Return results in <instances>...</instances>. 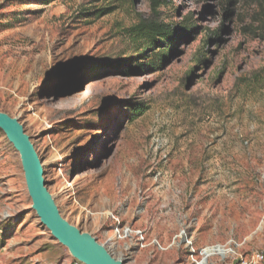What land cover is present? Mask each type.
<instances>
[{
    "label": "rangeland",
    "instance_id": "1",
    "mask_svg": "<svg viewBox=\"0 0 264 264\" xmlns=\"http://www.w3.org/2000/svg\"><path fill=\"white\" fill-rule=\"evenodd\" d=\"M152 1L0 0V112L68 222L103 245L113 217L143 233L105 245L116 259L193 264L186 233L196 249L245 243L250 261L264 255V2ZM152 19L197 31L156 62L134 34ZM32 206L0 129V264H83Z\"/></svg>",
    "mask_w": 264,
    "mask_h": 264
},
{
    "label": "water",
    "instance_id": "2",
    "mask_svg": "<svg viewBox=\"0 0 264 264\" xmlns=\"http://www.w3.org/2000/svg\"><path fill=\"white\" fill-rule=\"evenodd\" d=\"M0 129L21 156L33 210L53 237L83 264H125L116 259L94 236L82 232L62 216L53 195L47 188L42 161L21 122L0 112Z\"/></svg>",
    "mask_w": 264,
    "mask_h": 264
},
{
    "label": "trees",
    "instance_id": "3",
    "mask_svg": "<svg viewBox=\"0 0 264 264\" xmlns=\"http://www.w3.org/2000/svg\"><path fill=\"white\" fill-rule=\"evenodd\" d=\"M264 2V0H260ZM237 0H228L229 6L233 3H236ZM162 0H153L151 9L154 14L158 12V8L161 6ZM229 13V9L227 11ZM188 22L182 27H171L169 24L160 21L159 19L145 20L134 30L136 41L141 43L146 47L147 52H152V50H157L159 48L162 51L157 53L156 62L163 61L173 53L174 46L177 41L180 39H187L191 34H194L197 31V28L194 27L193 21L191 19L187 20ZM155 52V51H154ZM130 71H139L142 65L138 67L131 66Z\"/></svg>",
    "mask_w": 264,
    "mask_h": 264
},
{
    "label": "built area",
    "instance_id": "4",
    "mask_svg": "<svg viewBox=\"0 0 264 264\" xmlns=\"http://www.w3.org/2000/svg\"><path fill=\"white\" fill-rule=\"evenodd\" d=\"M113 218L117 223L116 227L113 229L114 235L106 241L105 245H111L113 241L120 242L129 238H133V235H136V237L141 236V238L139 237V240L144 239L142 232L133 231L128 227H120V221L115 217ZM179 238L185 243V246L188 250V258L193 264H211L214 260L225 263L228 261L234 263L238 262V264H261L264 262V255L259 253H256L252 260L245 261L240 253V250L243 248L245 243H239L237 241L230 240L226 244H214L196 249L192 239L189 238L186 233H182ZM161 249L163 250V248Z\"/></svg>",
    "mask_w": 264,
    "mask_h": 264
},
{
    "label": "crops",
    "instance_id": "5",
    "mask_svg": "<svg viewBox=\"0 0 264 264\" xmlns=\"http://www.w3.org/2000/svg\"><path fill=\"white\" fill-rule=\"evenodd\" d=\"M174 241V240H173ZM174 245H175V243H174ZM170 247H173V245H171Z\"/></svg>",
    "mask_w": 264,
    "mask_h": 264
}]
</instances>
